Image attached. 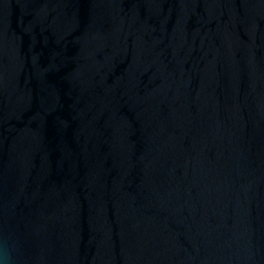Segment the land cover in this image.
Returning <instances> with one entry per match:
<instances>
[{"label": "water", "instance_id": "1", "mask_svg": "<svg viewBox=\"0 0 264 264\" xmlns=\"http://www.w3.org/2000/svg\"><path fill=\"white\" fill-rule=\"evenodd\" d=\"M0 264H264V0H0Z\"/></svg>", "mask_w": 264, "mask_h": 264}]
</instances>
